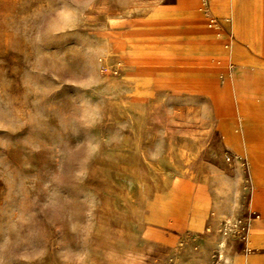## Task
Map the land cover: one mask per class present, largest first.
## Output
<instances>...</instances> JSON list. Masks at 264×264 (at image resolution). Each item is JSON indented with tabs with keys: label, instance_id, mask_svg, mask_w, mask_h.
<instances>
[{
	"label": "rangeland",
	"instance_id": "rangeland-1",
	"mask_svg": "<svg viewBox=\"0 0 264 264\" xmlns=\"http://www.w3.org/2000/svg\"><path fill=\"white\" fill-rule=\"evenodd\" d=\"M203 1L0 0V264H264V126L249 163L232 86L201 66L226 62Z\"/></svg>",
	"mask_w": 264,
	"mask_h": 264
},
{
	"label": "crops",
	"instance_id": "crops-1",
	"mask_svg": "<svg viewBox=\"0 0 264 264\" xmlns=\"http://www.w3.org/2000/svg\"><path fill=\"white\" fill-rule=\"evenodd\" d=\"M253 2L254 5L260 7L261 12L260 25L257 28L253 19L249 20L237 15V10L243 7L240 0H204L203 3L209 10L208 18L196 24L201 29L199 34L208 37L204 44H211L218 49L225 50L226 62L223 67L211 63V59L216 60L220 57L219 53L214 52L204 55L201 66L216 69L223 84L228 82L232 86L244 139L245 160L249 163L253 160V151L256 148L250 141L248 154L247 141L249 142L248 139L252 132L256 131L259 134L262 132L256 128V124L260 122L262 127L264 126V96L256 97L245 94L241 89L236 88L234 74L239 71L241 75H244L246 86L257 74L264 79V0ZM214 23H218L219 28ZM180 24L178 23L177 26Z\"/></svg>",
	"mask_w": 264,
	"mask_h": 264
},
{
	"label": "clouds",
	"instance_id": "clouds-1",
	"mask_svg": "<svg viewBox=\"0 0 264 264\" xmlns=\"http://www.w3.org/2000/svg\"><path fill=\"white\" fill-rule=\"evenodd\" d=\"M70 8L71 7L68 6L60 7L57 9V14L63 15L66 11H69ZM78 23H79V19L69 18L58 31H49V32H52L54 34H59L70 30H74L76 29ZM98 114H99V108L97 106L90 104V102L87 100H83L79 105V115L76 117V119L83 126L92 127L99 119ZM27 123H28L27 121L21 123V125L17 128L15 132H10V133H17L19 130L24 129ZM94 146L96 148L99 147V145H94ZM60 211H61V205L59 203L58 195L56 193L51 194L47 199V201L40 208L41 213H46V212L51 213L53 217L58 216ZM35 215L36 213H32L29 216H25L23 214L18 215L15 221L11 223L10 230L15 232L18 231L23 226L29 225L30 223H32ZM10 243L11 241L6 239L4 243L0 245V251H9ZM43 254L44 252L41 251L40 255ZM87 258H88L87 253L73 252L71 250H68L62 254V259L64 261V264H87Z\"/></svg>",
	"mask_w": 264,
	"mask_h": 264
},
{
	"label": "bare ground",
	"instance_id": "bare-ground-1",
	"mask_svg": "<svg viewBox=\"0 0 264 264\" xmlns=\"http://www.w3.org/2000/svg\"><path fill=\"white\" fill-rule=\"evenodd\" d=\"M241 1V0H240ZM237 15L239 16V17H242V13H243V7H241V9L239 8L238 10H237ZM260 13V12H259ZM243 18V17H242ZM260 25V24H259ZM259 25H256L255 27L257 28V27H259ZM245 72V71H244ZM252 72V71H251ZM250 72V75L252 74ZM244 78L245 77H243L242 79H241V81H237L236 83H235V86H236V88H238V89H241L242 90V92L243 93H245V94H249V95H254V96H256V97H260V96H264V79L263 78H261V76L259 75V74H257V75H255V78L252 80V82L251 83H249L247 86L244 84ZM133 80V79H132ZM235 80V79H234ZM138 81V80H137ZM236 81V80H235ZM147 86V85H146ZM136 87H139V85L138 86H136ZM148 88V87H147ZM142 89H143V87H142ZM141 89V90H142ZM139 91V90H138ZM150 91V90H149ZM145 92V91H144ZM139 94V93H138ZM140 94H142V92L140 93ZM144 94H146V93H144ZM153 94V93H152ZM202 104V103H201ZM131 113H133L132 111H131ZM137 115V114H136ZM258 132H252V134L250 135V137H249V142L247 141V153L249 154V152H250V150H249V143H250V141H253V140H255V138H257V136H258ZM194 148H195V146H194ZM194 150V149H193ZM142 156V155H141ZM246 158V157H245ZM144 160V159H143ZM162 162V161H161ZM165 162V161H164ZM171 167H169V169H170ZM166 172V171H165ZM166 174V173H165ZM249 174V173H248ZM172 176V175H171ZM122 180V179H121ZM131 183V182H130ZM118 184H119V182H118ZM120 185V184H119ZM142 186V185H141ZM128 187V186H127ZM128 189V188H127ZM137 189V188H136ZM137 193V192H136ZM107 194V193H106ZM136 196H137V194H136ZM133 197V196H132ZM131 200V199H130ZM131 203V202H130ZM248 228V227H247ZM187 230H189V229H187ZM186 230V231H187ZM139 245V244H138ZM246 253V252H245ZM215 257V256H214Z\"/></svg>",
	"mask_w": 264,
	"mask_h": 264
}]
</instances>
